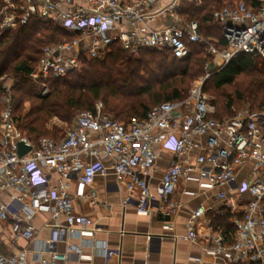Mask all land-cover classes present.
I'll return each mask as SVG.
<instances>
[{
    "label": "built area",
    "instance_id": "built-area-1",
    "mask_svg": "<svg viewBox=\"0 0 264 264\" xmlns=\"http://www.w3.org/2000/svg\"><path fill=\"white\" fill-rule=\"evenodd\" d=\"M202 1H0V38L31 17L59 24L72 36L42 48L31 73L36 82L63 77L79 69L82 59L105 56L114 43L133 55L152 48L167 50L178 59L190 55V44L199 43L212 56L205 66L208 73L184 98L162 102L144 118H133L128 124L104 113L99 102L95 112L78 113L62 138L44 136L36 145L19 128L13 115L11 86L4 84L0 114V264H65L70 252L79 251L73 245L65 252L55 250V244L66 236L94 232L88 227L87 215H74L68 183L77 180L78 194L84 196L85 188L98 175L107 174L105 157L113 159L112 169L124 183L125 204H134L138 213L160 210L168 216L180 208L174 196L182 178L204 177L209 187L228 186L240 191L238 169L252 161L244 210L233 218V240L229 242L222 231L213 230L206 250L223 257L226 264L264 262V107H246L218 118L217 108L204 90L211 67L219 70L241 53L264 59V0L234 1L213 11L211 20L221 27L223 47L217 45L218 39L213 43L201 33L198 20L180 11L185 2L199 6ZM159 16L165 19L155 26ZM21 141L32 145L23 156L18 153ZM158 146L172 151L174 158L153 190L150 175ZM194 147L198 150L196 165H191L189 153ZM41 166L60 174L57 186L49 187L48 175L41 172ZM89 196L95 198L96 192L91 189ZM218 197L228 200L225 191H220ZM227 206L230 211L235 207L229 203ZM41 211L50 212L54 218L64 216L53 226L46 249L34 251L32 260L26 248L9 250L4 232L9 231L11 245L36 239L38 231L32 219ZM202 214L204 208L199 207L189 221V236L194 240L199 239L195 223ZM102 248L107 259L120 255L106 245Z\"/></svg>",
    "mask_w": 264,
    "mask_h": 264
},
{
    "label": "trees",
    "instance_id": "trees-1",
    "mask_svg": "<svg viewBox=\"0 0 264 264\" xmlns=\"http://www.w3.org/2000/svg\"><path fill=\"white\" fill-rule=\"evenodd\" d=\"M225 2L203 0L199 6L185 2L180 11L185 17L198 20L201 33L208 39L217 38V45L223 47L225 40L221 27L211 17L214 10L226 5ZM71 38L59 24L38 17H31L26 24L6 32L0 38V78L5 74L14 76L13 115L19 128L35 145L45 134H49L46 127L48 119L56 116L70 126L77 112H95L99 100L103 103L104 113L113 115L123 123L128 124L133 118L142 119L154 106L184 98L188 94L185 93L186 86H178L176 77L199 76L206 62L202 54L203 45L199 43L190 44L191 53L184 59L174 58L167 50L152 48H144L133 55L119 43H114L105 56L84 58L79 69L63 77L49 79V92L41 94L40 84L47 85V82H34L31 73L38 63L42 48ZM211 41L214 42V39ZM249 70L256 71L264 78V59L254 54L241 53L217 70L210 83L221 88L233 84L237 76ZM209 80L205 81L204 87ZM26 101L30 106L23 111L21 109ZM215 106V116L218 118H225L238 111L231 99L227 102V109L217 104ZM263 107L264 100L252 109ZM2 109L0 100V114ZM63 136L57 133L52 137L60 139ZM211 218L214 228L222 231L231 242L235 232L232 222L234 214L225 211L222 216Z\"/></svg>",
    "mask_w": 264,
    "mask_h": 264
},
{
    "label": "crops",
    "instance_id": "crops-1",
    "mask_svg": "<svg viewBox=\"0 0 264 264\" xmlns=\"http://www.w3.org/2000/svg\"><path fill=\"white\" fill-rule=\"evenodd\" d=\"M164 19V16H159L153 24L160 26ZM156 150L158 157L150 175L153 190L174 158V153L170 150L160 146ZM197 152V147H194L189 153L191 165H196ZM103 162L109 167L107 174L98 175L85 188L84 196L78 194L77 180L73 179L68 183L74 215H87L90 218L88 227L94 232L90 235L66 236L55 244V250L59 252L67 251L69 245L79 248V251L69 253L65 264H226L223 257L214 256L206 250L214 234L213 230H216L211 223V217L222 216L225 211H230L227 203L234 204V209L230 211L234 217L242 215L247 200L246 185L251 179L252 161L238 169L237 179L242 183L240 191L228 186L209 187L204 177L182 178L174 196L180 208L172 216L160 210L147 214L138 213L134 204H125L127 191L112 169L113 159L105 157ZM39 168L48 175L49 187L57 186L62 179L53 169L46 166ZM194 175L197 176L198 173L194 172ZM91 189L96 192L95 198L89 196ZM220 191L227 193V202L218 197ZM199 207L204 208V214L196 219L195 227L199 232V239L194 240L189 236V221ZM63 220V215L54 218L48 211L38 212L32 219L38 231L37 238L32 241L19 240L11 245L9 231L6 230L3 236L8 249L17 251L26 248L29 259L32 260L34 251L46 249L55 223ZM103 245L119 251L120 255L107 259L103 253Z\"/></svg>",
    "mask_w": 264,
    "mask_h": 264
},
{
    "label": "rangeland",
    "instance_id": "rangeland-1",
    "mask_svg": "<svg viewBox=\"0 0 264 264\" xmlns=\"http://www.w3.org/2000/svg\"><path fill=\"white\" fill-rule=\"evenodd\" d=\"M234 1H239V0H226L225 4H230ZM58 42H61V40ZM203 48L204 50L202 54H204L203 56L206 57V62L204 64L203 73L194 78H190V77L182 78L180 76L176 77L178 80V83H177L178 86L180 87H182L183 85L186 86V89H185L186 92L184 91L185 93L189 92L190 88L196 83L198 79H200V77L205 76L208 73L207 72L208 70L205 69V66L208 62H211L212 56L208 54V52L205 50V47ZM259 62L262 63V60H260ZM261 63H259V65H261ZM217 70H218V67H211V69H209L210 75L207 79H210V80L208 81V84H206V86L204 87L205 92L209 95L213 104H217L218 106H221L224 109H227V102L228 100L231 99L232 104H235L237 110L239 109L241 110L246 107L251 108V109L254 107H257L259 103H261L264 100V78L261 77L259 74H257L256 71L249 70L237 76L233 84L226 85L221 88H216L213 85H211L210 82L212 81V75ZM0 82L2 86L4 84H8L9 86H11L10 88L11 93L13 92L12 88L15 84V78L12 74H5L4 76L0 78ZM40 86H41V89H39V91L41 94H46L49 92L50 85L48 82H47V85L40 84ZM45 91L46 93H44ZM2 97H3V93H2V88H1L0 90L1 103H2ZM99 102H102V101L100 100L97 101L96 105ZM29 106H30V103L26 101L24 103L23 109L21 110L24 111L27 108H29ZM77 113H80V111ZM111 116L113 117V115ZM46 127L49 130V134H45V136H55L57 133L58 135L59 134L64 135L66 130L69 128V124L55 116V117L48 119V121L46 122Z\"/></svg>",
    "mask_w": 264,
    "mask_h": 264
},
{
    "label": "water",
    "instance_id": "water-1",
    "mask_svg": "<svg viewBox=\"0 0 264 264\" xmlns=\"http://www.w3.org/2000/svg\"><path fill=\"white\" fill-rule=\"evenodd\" d=\"M31 149H32V145L29 143H26L25 141H21L18 143V153L20 156L25 155Z\"/></svg>",
    "mask_w": 264,
    "mask_h": 264
}]
</instances>
